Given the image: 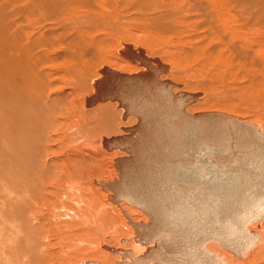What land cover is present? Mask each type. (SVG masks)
Masks as SVG:
<instances>
[{
    "label": "bare ground",
    "instance_id": "6f19581e",
    "mask_svg": "<svg viewBox=\"0 0 264 264\" xmlns=\"http://www.w3.org/2000/svg\"><path fill=\"white\" fill-rule=\"evenodd\" d=\"M176 103H184L191 116L217 112L255 124L264 133V125L235 111L248 104L260 107L254 116L264 117V0H0V165L3 180L8 178L1 202H29L27 229L33 235L52 228L59 218H79L72 195L81 200V176L75 170L83 167L85 153L98 157L106 151L108 157L120 153L111 157L117 174L107 175L102 166V175L93 182L111 191L105 196L120 208L109 203L105 210L115 212L122 223L130 221L135 234L122 229L117 248L102 249L120 257L115 259L119 264L131 262L120 252L139 257L156 247L155 241L142 243L134 227L149 225L153 215L125 198L116 202L112 186L124 179L119 163L152 146L139 138L138 109L168 113ZM71 126L86 142L79 137L72 141L67 133ZM81 126L89 129L84 135ZM9 178L19 183L17 189ZM70 178L75 183L65 188ZM183 188L186 197L193 190ZM72 189L76 193L71 195ZM40 216L49 223L39 222ZM248 229L259 241L243 257L215 242L206 249L226 264H242L239 260L246 257L264 264V222H253ZM43 238L37 250L45 247ZM45 249L38 250L42 259ZM107 251H96L97 258L105 259Z\"/></svg>",
    "mask_w": 264,
    "mask_h": 264
},
{
    "label": "water",
    "instance_id": "95a60500",
    "mask_svg": "<svg viewBox=\"0 0 264 264\" xmlns=\"http://www.w3.org/2000/svg\"><path fill=\"white\" fill-rule=\"evenodd\" d=\"M181 104L168 113L138 109L139 138L152 146L119 163L124 179L112 187L116 202L153 215L134 227L156 247L139 257L120 252L131 262L119 264H226L207 243L243 257L259 241L248 226L264 222V133L217 112L191 116ZM183 187L193 189L187 197Z\"/></svg>",
    "mask_w": 264,
    "mask_h": 264
},
{
    "label": "rangeland",
    "instance_id": "374dc122",
    "mask_svg": "<svg viewBox=\"0 0 264 264\" xmlns=\"http://www.w3.org/2000/svg\"><path fill=\"white\" fill-rule=\"evenodd\" d=\"M116 55L117 54H115V57H117ZM112 58H114V55ZM178 82L180 83V81H178ZM199 105L200 104H198L196 106H199ZM236 108L237 107H235L236 112H238L240 114L245 113L244 117L247 120L254 121V123L257 122L256 124L261 125V127L264 125V117L258 118L256 115H255L256 117L254 116V114L257 113V110L260 107L259 108L251 107V109H250V106L248 104H245V105L239 106L237 109ZM78 111H80V110H78V108H76V110L73 109L72 115L75 118L78 115V113H77ZM232 114L236 115V113H232ZM249 117H250V119H249ZM88 126L89 125H87V127ZM72 128H74V127L71 126L67 130V133H68L69 137L72 139V141L74 142V138L79 137V136L78 135L76 136V132H74V131L72 132ZM78 128L80 131H82L80 133H82L83 135H84L85 131L89 130V129L84 128L83 126L78 127ZM70 129H71V131H70ZM88 133H94V132L89 131ZM97 133L99 134V132H97ZM112 135L113 134H109L108 137L112 136ZM79 138H81V137H79ZM81 140L85 141L82 138H81ZM88 144H87V146H88ZM2 145H3V134L1 132V134H0V146H2ZM81 146H84L87 148V146L82 144V143H81ZM2 148H3V146L0 147V151L2 150ZM99 148L100 147L97 146V150H99ZM2 152H3V150H2ZM119 154L120 153H116L113 156H116ZM1 155H0V160H3V155L2 156ZM108 155L109 154H107L106 151L103 152L102 156L99 155L98 157H95L91 154L85 153V156L83 157V158H85L83 160L84 161L83 167H82V165L80 166V164H82V163H80V164L77 163L80 167L76 166V168L78 167L79 170H75V171L78 172L77 174L81 176L77 180V185L78 184L81 185L80 186L81 192H79V193H81V195L79 196V198L81 200L79 202H77L78 198L76 199L75 195L73 194V193H76L75 192L76 190L72 189V192L70 194L71 195L73 194L72 196H73V199L75 202L74 204L73 203H71V204L74 205L73 206L74 209H77L78 211L81 212V215H79V218H74V217L72 218L71 217L70 218L71 220H69V218H67L68 220L67 219L62 220L59 218L58 221L62 220L64 222H62V221L55 222L54 223L55 226H52V228L47 229V231L49 230L48 232L46 231V229L43 232L38 231V233L42 236V238H43V236L46 237V238H43L46 240L45 247H40V249H38L40 251V250H44L46 248L44 251L46 258L43 257V259L41 258L40 252H38V250L36 248L38 246V243L42 240V238L39 237V234H37L38 237L33 235V233L30 230H28L29 227H27L28 225L30 226V224H29L30 222L28 220L29 215H30V213H28V211H29V204L28 203L29 202L27 200L26 201L28 203L23 201L25 199H22L19 201H17V199H16V201L13 200L14 201V202L12 201L13 204L11 201H10V203H8V201L4 202V204H3V201L1 202V200H3V195H4V191H5L3 189L7 188V186H5L6 182L4 183V181L5 180L8 181V178L3 180V177H2L3 176V171H2L3 167H1V165H0V171L2 172V173H0L1 174L0 175V225H1L0 226V264H11V263L12 264H32V263L33 264H87L86 261H89L91 264H93V262H103V264H116L115 259H120V257H118V256L115 257V256L110 255L111 254V253L109 254L110 251L108 252L107 250L102 249V246L105 245L108 248L115 249V248H117V245L119 244L120 236H123L122 229H127L129 227L133 230L134 234H135V230L130 225V221H129V223H127V222L122 223V221L119 220L120 218L117 215H115L116 214L115 212L110 213V211L105 210L106 206L109 203H111L113 206H117L118 208H120L119 207L120 205H117V204L113 203L112 201H110L108 198L109 195L105 196L106 192L111 193V191H105L104 189L102 190V188H100V186L96 185L93 182V179L99 180V177L102 175V173L104 171L103 170L104 168H102V166L105 167V170L107 169V171H108L107 175L110 176L112 174V172H115L117 174V170L115 167V161L113 158H111L113 156L108 157ZM62 156L61 157L60 156L59 157H52L50 160L55 162V160L62 158ZM89 156H91V157H89ZM99 157L101 158L100 161H99ZM91 158L92 159L94 158V159L92 160ZM97 158H98V161H97ZM118 158H120V157H118ZM90 159L92 161H90ZM87 161L90 162V164ZM100 162H101V164H100ZM0 164L3 165L2 161L0 162ZM14 170L12 171V173L14 172V174H15L17 171L16 170L14 171ZM84 174L86 176H84ZM13 176L14 175L12 174V177ZM91 177H93V178H91ZM118 179H119V177H118ZM9 180H10V182H9L10 186L15 187L17 189L19 183L18 184H16L17 182L13 183L11 181L12 179H10V178H9ZM79 180H80V183H78ZM71 182L75 183V181L72 178L68 179L67 182L64 183V187L69 188ZM11 183H13L14 185ZM66 185H68V186H66ZM60 187H62V185ZM92 187H94V188H92ZM99 188H100V190H99ZM122 203H124V202H122ZM10 205L13 208V209H11V211L14 213H12L11 211H8L9 209H7V207L9 208ZM73 207H72V209H73ZM3 208H4V210H3ZM131 208L139 210L133 206ZM5 211L7 212L6 215L3 214ZM8 213H9V215H8ZM27 213H28V215H27ZM3 215L4 216L8 215L7 217H11V218L7 219V217H4V219H3ZM14 215H17V216H14ZM22 215L24 216L25 219L23 218ZM37 218H38L39 222L43 221V223H45V224L49 223V220L47 219V217H41L40 216ZM11 219H14V220H11ZM124 219H126V218H124ZM61 223H63V224H61ZM10 224L13 227H11ZM14 225H17V226H14ZM5 227H6V229H5ZM12 229H13V231H12ZM17 229H18V231H16ZM8 230H9V232H8ZM10 230L12 231V233ZM28 231H29V233H28ZM24 233H26V234L24 235ZM17 235L18 236L20 235V236L18 237ZM23 235L26 237H24ZM7 236H8V238H7ZM14 236H16L18 238L14 237ZM107 236L111 237V239L105 240V237H107ZM130 236L127 235L126 237H130ZM131 238L134 240L133 235L131 236ZM7 239H10L11 242ZM17 239L19 241H17ZM1 244H3V245H1ZM96 244H98V248L96 246H94ZM133 245L136 246L135 242H133ZM139 249L141 251L143 248H139ZM15 250H17L19 253ZM98 250L107 251L108 255L105 257V259H103L102 257H101V259L97 258L98 255H96V254L98 252H96V251H98ZM11 251H12V253H11ZM20 252H21V254H20ZM22 252H23V256H21ZM94 252H96V253H94ZM225 252H227V251H225ZM13 257H14V259H12ZM15 259H16V262H14ZM23 259H24V261H23ZM95 260H97V261H95ZM224 260H226V259H224ZM239 262H241V263L243 262L242 264H244L245 262H246L245 264H263V263L258 262V261L254 262V260H250V257L240 259Z\"/></svg>",
    "mask_w": 264,
    "mask_h": 264
}]
</instances>
